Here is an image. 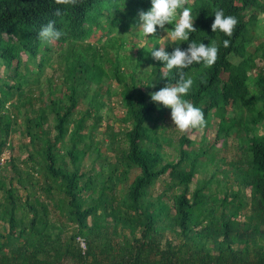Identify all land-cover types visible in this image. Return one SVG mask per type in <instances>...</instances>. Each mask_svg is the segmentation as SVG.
Wrapping results in <instances>:
<instances>
[{
	"label": "trees",
	"instance_id": "obj_1",
	"mask_svg": "<svg viewBox=\"0 0 264 264\" xmlns=\"http://www.w3.org/2000/svg\"><path fill=\"white\" fill-rule=\"evenodd\" d=\"M185 2L197 15L189 38L219 46L213 65L184 69L194 78L187 98L204 111L200 128L219 123L211 145L191 148L184 132L169 159L170 139L156 126L169 108L150 93L177 76L148 52L166 31L138 29L150 0H0V264H264V0ZM217 8L238 18L231 37L211 29ZM49 21L63 35L45 42L39 32ZM136 37L147 43L121 69ZM164 45L171 51L176 43ZM48 69L60 72L59 82L46 78L44 93L40 76ZM111 80L124 111L117 133L107 122ZM104 123L102 151L104 140L95 138ZM15 127L28 140V171L11 156L1 161ZM232 135L240 156L225 162L229 184L216 154ZM205 166L209 178L192 190Z\"/></svg>",
	"mask_w": 264,
	"mask_h": 264
},
{
	"label": "clouds",
	"instance_id": "obj_2",
	"mask_svg": "<svg viewBox=\"0 0 264 264\" xmlns=\"http://www.w3.org/2000/svg\"><path fill=\"white\" fill-rule=\"evenodd\" d=\"M196 16L192 7L186 6L185 0H150V7L138 12V29L145 36L156 33L158 28L164 29L171 43H176L171 51L166 50V44L158 48L154 46L148 51L155 60L163 62L162 66L168 71L175 70L177 76L175 83H165L163 87L151 92L150 97L157 107L171 109L170 116L174 127L181 131L200 128L206 124L203 109L187 98L193 88L194 78L184 69L194 63L211 66L216 62L219 53V46L215 42L204 43L202 40L189 38L190 34L197 31L194 25ZM166 24H171L172 27L166 28ZM237 24L236 16L226 14L223 8H217L214 11L211 29L213 32L219 30L231 37ZM62 35L52 21L43 25L39 32V36L45 42L57 40ZM181 42H187V47H180ZM229 44V39L223 40L225 47ZM152 83L153 79L148 85Z\"/></svg>",
	"mask_w": 264,
	"mask_h": 264
},
{
	"label": "rangeland",
	"instance_id": "obj_3",
	"mask_svg": "<svg viewBox=\"0 0 264 264\" xmlns=\"http://www.w3.org/2000/svg\"><path fill=\"white\" fill-rule=\"evenodd\" d=\"M262 18V16H261ZM168 37L164 32H160L159 33V37H158V41L159 43H161V47L163 46V43L165 42V40H167ZM133 42L136 44V47L133 46L134 43H130L129 45L131 47V51L129 52L130 54V58H125L123 59L124 61L121 62V69L126 70L127 67L126 65H131V63L133 61H135L136 57L138 56L137 53V48L140 49L142 46L146 45V39L145 38H140V37H136L133 39ZM148 46L152 47L151 44H148ZM127 49V48H126ZM124 49V50H126ZM128 52L124 51L121 54L122 55H126ZM150 70V65L149 64H145L142 67L141 72L138 73L139 76L141 77H147V74L149 73ZM128 71V70H127ZM1 75V73H0ZM60 75L59 71H53V70H46L45 74L43 76H40V88H42L43 92L45 93L47 91L46 86V78H53L54 83H58L59 81H57L55 78H57ZM224 77V76H223ZM143 85H146V83L143 81L142 82ZM111 91H112V95H116L113 97L112 99V104H111V111L109 112V120L107 122L110 123L111 127L113 128L114 132H118V130L121 128L120 123L118 122V120L123 116V109L121 107V104L119 103V95L118 93L120 92V87L118 86L117 82L114 80H111L108 83ZM170 112L171 109H167V112L164 116L163 120H160L158 123H156V126L159 129H164L165 130V134L166 136L170 139V146H165L164 150L166 152V154L169 156V159H172L174 157H176V153L173 152V148L177 146V142L179 137H181L183 135L184 132H186L187 134V139L192 142L193 144L190 146L191 148L194 149H198L202 144L204 145H211L214 140H215V134H216V129L219 123V119L215 118L214 121H212L210 127H208L205 131L203 130V128H197L195 130H179L178 128L174 127V124L171 120V116H170ZM233 114L232 109H229V112L227 113V116L229 119H231ZM123 127V126H122ZM15 130L12 131V133H10L9 135V143L11 144V151L7 150L3 156L2 159L6 160L9 158V156L16 158L15 162L16 164H18L24 171H28L29 170V166L30 163H24L26 161V148L25 145H27V138L26 136L23 134H21V129L19 127H15ZM106 130V123H104L102 125V127L99 128V133L96 135V140H104V144H102L101 149L102 151H104L106 149L107 143H108V137L107 135L104 134ZM262 133V131H261ZM205 137V141L202 143L203 138ZM237 143H239V139L235 137V135H232L231 137L228 138L227 141V145L226 146H221V142H218L217 147L221 149L220 152H218L217 158L220 160L222 157L224 158V162L219 164V167L222 170H226L228 171V177H227V181L229 182V184H232L230 182L233 181L232 179V174L229 171V168L226 166L225 162H230L233 160H237L240 156V152L237 150L236 146ZM185 148H187V146L185 145ZM190 149V148H188ZM177 158V157H176ZM1 159V161H2ZM201 161H204V158H200ZM206 161V159H205ZM3 162V161H2ZM85 164L89 165L91 163V160L89 159V157L85 158ZM211 173V169L209 168V166H205L204 168H200V172L194 177L193 182L191 184V189L193 190L195 188V185L202 181V180H206L209 178V175ZM4 175L10 177L12 175L11 169L9 166H7V168L5 169V172H3ZM219 178H223V175L220 173L218 174ZM169 180V178H165V180ZM163 182L162 180H160L157 184L156 189L154 190L153 194H158L159 192H161V190L163 189ZM227 182V184H228ZM14 184L16 186V194L19 197H22V199H25V194L26 192L19 187V185L16 183V181H14ZM222 186V184H220ZM214 190V188H213ZM1 194V193H0ZM248 194V192L246 193ZM44 195H40V198H42ZM220 198L223 197V195H219ZM53 209L51 208V217L55 220L59 219L57 214L54 215ZM56 213V212H55ZM3 227V224L0 222V230ZM69 228H72V225H68Z\"/></svg>",
	"mask_w": 264,
	"mask_h": 264
},
{
	"label": "built area",
	"instance_id": "obj_4",
	"mask_svg": "<svg viewBox=\"0 0 264 264\" xmlns=\"http://www.w3.org/2000/svg\"><path fill=\"white\" fill-rule=\"evenodd\" d=\"M4 159H2L3 161ZM78 242H79V245L81 247L82 250H85L86 249V245H85V242L82 240V239H78Z\"/></svg>",
	"mask_w": 264,
	"mask_h": 264
}]
</instances>
